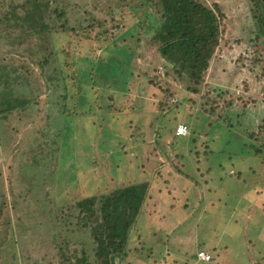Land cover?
I'll return each instance as SVG.
<instances>
[{
	"label": "rangeland",
	"instance_id": "374dc122",
	"mask_svg": "<svg viewBox=\"0 0 264 264\" xmlns=\"http://www.w3.org/2000/svg\"><path fill=\"white\" fill-rule=\"evenodd\" d=\"M197 1L227 17L199 94L150 40L157 0H63L68 30L0 38V264H94L77 204L132 183L116 264H264V0Z\"/></svg>",
	"mask_w": 264,
	"mask_h": 264
},
{
	"label": "trees",
	"instance_id": "16d2710c",
	"mask_svg": "<svg viewBox=\"0 0 264 264\" xmlns=\"http://www.w3.org/2000/svg\"><path fill=\"white\" fill-rule=\"evenodd\" d=\"M6 2L7 0H0V38L5 39L10 45L19 43L17 40L22 36L31 34L43 36L52 33L53 29L62 31L69 29L63 0H28L25 3L9 0L5 6ZM154 7L159 19L150 40L156 46L161 64L164 68L173 70L179 81L187 84L189 92L199 94L210 60L219 47L225 30L222 25L227 17L218 5L211 9L205 2L197 0H157ZM50 20H59L61 24L52 26ZM12 28L20 30L19 35L12 36ZM4 104L7 105L8 102L4 101ZM8 109L9 107L6 108ZM207 111L213 110L205 109V112ZM166 117L163 125H173L171 123L173 118ZM203 119L202 117L201 120ZM184 122L183 125L187 127L188 132L190 131L188 135H197L195 132L197 126L194 125V134L187 125L193 122L189 120ZM173 127L171 129H175ZM173 135L181 137L176 135L175 130ZM251 148L257 150L255 145ZM116 159V154L111 155V162H107L108 166L112 165V168H115L125 161L123 158L122 161ZM183 162L186 163V160ZM186 175L188 179L191 177ZM147 187V183H132L122 189L113 190L107 196L99 199L92 196L77 204L86 226L89 225L88 228L91 230L94 241V264H116L126 259L130 250L128 238L147 197ZM98 204L100 207L97 209ZM198 253L196 254L198 261L209 263L199 259ZM86 255L82 254L76 264H89ZM164 257L168 259V256ZM180 259L179 262L176 261L177 264H188L187 259Z\"/></svg>",
	"mask_w": 264,
	"mask_h": 264
},
{
	"label": "built area",
	"instance_id": "2783aa9c",
	"mask_svg": "<svg viewBox=\"0 0 264 264\" xmlns=\"http://www.w3.org/2000/svg\"><path fill=\"white\" fill-rule=\"evenodd\" d=\"M188 133L187 127L183 124H179L176 127V134L178 136H185ZM198 258L203 260V261H208L210 260V256H208L207 254L205 255V253L200 252L198 253Z\"/></svg>",
	"mask_w": 264,
	"mask_h": 264
},
{
	"label": "crops",
	"instance_id": "0c3cea01",
	"mask_svg": "<svg viewBox=\"0 0 264 264\" xmlns=\"http://www.w3.org/2000/svg\"><path fill=\"white\" fill-rule=\"evenodd\" d=\"M198 252H204V253H207L206 251H203V250H199V251H197V253H198ZM197 253H196V254H197ZM168 254H169V253H168Z\"/></svg>",
	"mask_w": 264,
	"mask_h": 264
},
{
	"label": "clouds",
	"instance_id": "9594fccd",
	"mask_svg": "<svg viewBox=\"0 0 264 264\" xmlns=\"http://www.w3.org/2000/svg\"><path fill=\"white\" fill-rule=\"evenodd\" d=\"M175 133H176V130H175ZM188 134V133H187ZM177 135V134H176Z\"/></svg>",
	"mask_w": 264,
	"mask_h": 264
}]
</instances>
